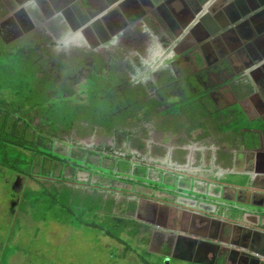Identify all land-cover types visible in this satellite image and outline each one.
I'll list each match as a JSON object with an SVG mask.
<instances>
[{
	"label": "flooded vegetation",
	"instance_id": "flooded-vegetation-1",
	"mask_svg": "<svg viewBox=\"0 0 264 264\" xmlns=\"http://www.w3.org/2000/svg\"><path fill=\"white\" fill-rule=\"evenodd\" d=\"M203 1L0 0V37L36 48L40 73L75 105L114 72L118 106L134 102L132 89L159 112L191 97L200 108L195 117L120 111L113 120L126 124L114 132L57 137L60 153L76 158L80 145L93 161L71 163L76 183L136 204L142 249L130 252L141 264H264V0ZM91 134L112 139L88 143ZM103 154L128 158L130 170L107 176Z\"/></svg>",
	"mask_w": 264,
	"mask_h": 264
},
{
	"label": "trees",
	"instance_id": "trees-1",
	"mask_svg": "<svg viewBox=\"0 0 264 264\" xmlns=\"http://www.w3.org/2000/svg\"><path fill=\"white\" fill-rule=\"evenodd\" d=\"M36 50L7 44L0 37V168L9 169L17 178L25 179L20 193L13 196L17 198L18 205L10 212H22L33 220H47L46 214L50 213V217L68 225L73 224L75 218L79 224L100 228L95 220L88 221V214H93L95 218H104L107 223L106 235L128 245L123 234L135 237L140 233L135 220L129 216L136 209V204L125 201L126 207L122 208L115 197L105 198L101 187L90 188L76 183V178L69 175L71 163L74 161L75 168L79 170L94 165L93 161L83 157L86 150L80 145H77L79 150L75 151L76 158L60 153L57 150L60 147H56V141L60 140L57 137L74 128L79 129L82 135L89 127H104L114 132L117 125L126 124L124 117L113 120L120 111L125 117L135 113L142 117L165 112L180 115L184 111L188 116L195 117L200 108L195 107L196 103L192 105L195 100L191 97L159 112L156 99H152L153 104H147L146 97L132 89L127 91V98L134 102L118 106L120 96L109 87L114 72L107 76L103 74L101 82L94 84L96 87L88 102L75 105L69 95H64V89L54 92V80L40 73L42 63ZM96 152L99 151L89 149L87 154ZM102 157L112 160V164L106 168L109 171L107 176L114 177L115 167L121 173H127L131 168L128 158L123 156L103 154ZM95 167L98 165L95 164ZM99 168L102 167L99 165ZM76 169L73 170L75 176ZM2 175L5 177L7 173L3 172ZM28 180L35 185L28 184ZM118 206L120 210L122 208V215L114 213ZM10 242L11 238L8 239ZM7 259V255L3 254L2 264Z\"/></svg>",
	"mask_w": 264,
	"mask_h": 264
},
{
	"label": "rangeland",
	"instance_id": "rangeland-1",
	"mask_svg": "<svg viewBox=\"0 0 264 264\" xmlns=\"http://www.w3.org/2000/svg\"><path fill=\"white\" fill-rule=\"evenodd\" d=\"M158 136L164 137L157 133L156 141L159 140ZM109 137L104 134L98 137L91 134L84 140L94 143ZM165 142H168L167 138ZM0 171V264L3 254L8 258L4 264H141L130 252L131 249L141 248L138 235L134 237L123 234L128 243L123 245L106 235L107 223L104 218H95L93 214H88V221L95 220L100 226L96 228L79 224V220L75 218L73 224L68 225L56 221L50 217V213L46 214L47 220H33L22 212L11 213V209L18 205L17 198L14 199L13 196L20 193L25 179L17 178L9 169L0 168ZM3 172L7 173L5 177ZM106 173L109 174V171L106 170ZM81 177L86 178L84 173H81ZM28 184L35 185L32 180H28ZM125 187L130 188L128 185ZM101 192L105 198L115 196L111 191ZM117 199V203L125 208L124 198L118 196ZM119 207L114 213L122 215V208L120 210ZM11 234V242L8 243Z\"/></svg>",
	"mask_w": 264,
	"mask_h": 264
},
{
	"label": "water",
	"instance_id": "water-1",
	"mask_svg": "<svg viewBox=\"0 0 264 264\" xmlns=\"http://www.w3.org/2000/svg\"><path fill=\"white\" fill-rule=\"evenodd\" d=\"M201 4L203 5V7H207L209 4H210V1L208 2V3H206V2H204L203 0H201ZM207 8H205V9H200V10H206ZM209 10V9H208ZM205 12V11H204ZM236 190V189H235ZM234 190V191H235ZM237 204L238 205H241V206H243V204H241V203H238L237 202ZM237 204H234V205H231V206H229V208L231 209V210H233L234 212H238V213H240V212H246L245 211V208L244 207H241V206H238ZM189 241H193V239H188ZM207 244H211V243H209V242H207ZM211 245H213V244H211Z\"/></svg>",
	"mask_w": 264,
	"mask_h": 264
}]
</instances>
